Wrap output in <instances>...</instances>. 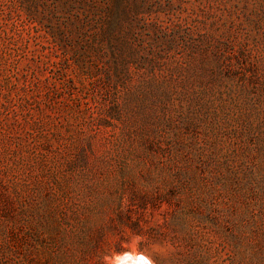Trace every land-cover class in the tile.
<instances>
[{
    "label": "rangeland",
    "instance_id": "obj_1",
    "mask_svg": "<svg viewBox=\"0 0 264 264\" xmlns=\"http://www.w3.org/2000/svg\"><path fill=\"white\" fill-rule=\"evenodd\" d=\"M264 264V0H0V264Z\"/></svg>",
    "mask_w": 264,
    "mask_h": 264
},
{
    "label": "bare ground",
    "instance_id": "obj_2",
    "mask_svg": "<svg viewBox=\"0 0 264 264\" xmlns=\"http://www.w3.org/2000/svg\"><path fill=\"white\" fill-rule=\"evenodd\" d=\"M128 255H130V257L132 258L130 264H149V259L142 254L137 255L136 253H128ZM142 258H144L145 260L143 261Z\"/></svg>",
    "mask_w": 264,
    "mask_h": 264
},
{
    "label": "water",
    "instance_id": "obj_3",
    "mask_svg": "<svg viewBox=\"0 0 264 264\" xmlns=\"http://www.w3.org/2000/svg\"><path fill=\"white\" fill-rule=\"evenodd\" d=\"M131 259L132 258L130 257V255H128V253H124L116 259V263L117 264H130ZM142 260L144 261L145 259L142 258Z\"/></svg>",
    "mask_w": 264,
    "mask_h": 264
},
{
    "label": "clouds",
    "instance_id": "obj_4",
    "mask_svg": "<svg viewBox=\"0 0 264 264\" xmlns=\"http://www.w3.org/2000/svg\"><path fill=\"white\" fill-rule=\"evenodd\" d=\"M149 264H155V262L149 258Z\"/></svg>",
    "mask_w": 264,
    "mask_h": 264
}]
</instances>
